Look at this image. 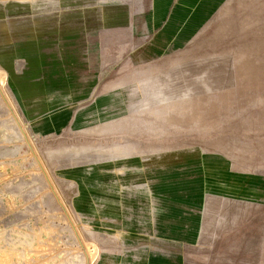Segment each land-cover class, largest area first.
<instances>
[{
	"label": "rangeland",
	"instance_id": "obj_1",
	"mask_svg": "<svg viewBox=\"0 0 264 264\" xmlns=\"http://www.w3.org/2000/svg\"><path fill=\"white\" fill-rule=\"evenodd\" d=\"M263 244L264 0H0V264Z\"/></svg>",
	"mask_w": 264,
	"mask_h": 264
},
{
	"label": "bare ground",
	"instance_id": "obj_2",
	"mask_svg": "<svg viewBox=\"0 0 264 264\" xmlns=\"http://www.w3.org/2000/svg\"><path fill=\"white\" fill-rule=\"evenodd\" d=\"M16 1H17V0H16ZM29 3H30V2H29ZM45 3H46V2H45ZM25 6H26V5H25ZM22 9H23V8H22ZM24 9H25V8H24ZM30 9H31V7H30ZM17 62H19V61H17ZM137 86H138V88H140L141 91L145 90V92H148V89H146V88L150 87V84H149L147 81L139 80V79H138V81H137ZM5 87H6V86H5ZM145 87H146V88H145ZM131 95H132V96H138V94H135V93H131ZM136 104H140V102H139V101H136V102H135V105H136ZM133 106H134V105H133ZM150 108H151V110L153 111L151 103H149V101H147V103L142 104V106H141L140 108L134 106V107L132 108L131 111H133V112H138V111H143L144 109H150ZM91 201H92V200H91ZM219 202H220V195H214V196L212 197L211 202H210L207 206H205V205L203 204V207H202L203 212H201V223H200V225L198 226V228H197V230H196L195 238H198V237L202 234V230H203V228H204V226H205L204 221H205V220H209L210 217L213 216V214L215 213V210H216V208H217V204H218ZM97 218H98V217H97ZM263 253H264V244H263ZM263 264H264V259H263Z\"/></svg>",
	"mask_w": 264,
	"mask_h": 264
}]
</instances>
